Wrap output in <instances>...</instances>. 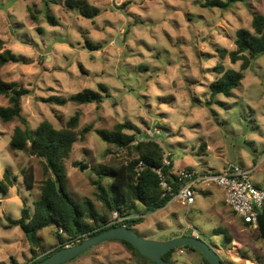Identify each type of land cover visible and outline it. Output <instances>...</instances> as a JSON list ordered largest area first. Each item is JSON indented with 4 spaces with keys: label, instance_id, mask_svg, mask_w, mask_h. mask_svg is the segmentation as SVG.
I'll list each match as a JSON object with an SVG mask.
<instances>
[{
    "label": "rangeland",
    "instance_id": "rangeland-1",
    "mask_svg": "<svg viewBox=\"0 0 264 264\" xmlns=\"http://www.w3.org/2000/svg\"><path fill=\"white\" fill-rule=\"evenodd\" d=\"M45 1L0 0V52L9 49L26 60L3 69L1 75L30 90L21 100L22 117L30 129L43 120L61 128L75 112L80 113L79 131L89 125L111 131L115 124L128 122L141 139L149 137L148 131L153 134L164 156L171 154L176 169L189 166L201 171L228 161L252 169L251 182L264 191V55L251 62L231 97L211 98L209 90L217 66L239 71L240 62L231 64L227 52L235 49L238 29L251 31L252 14L264 17V0H239L226 10L205 8L206 0H84L99 9L92 19L68 9L66 0ZM46 15L55 19L56 26L47 22ZM86 41L101 48L90 50ZM100 84L108 96L99 106L58 107L41 102L51 95L64 98L84 89L98 92ZM210 99L213 103L207 106ZM0 105H7L2 97ZM17 125L21 126L19 121L0 122V176L8 169L17 177L15 186L0 195V264L32 261L20 228L5 230L4 226L7 217H21L23 203L33 212L44 180L40 159L9 150ZM204 142L210 146L207 154H202ZM114 157L125 159L126 153L101 141L94 131L75 143L64 162L70 196L75 201L91 199L101 211L91 180L97 178L98 167ZM81 165L87 168L80 171ZM29 167L35 180L31 190L20 174ZM109 182L105 177L103 186L107 188ZM214 201L197 196L190 212L170 201L163 210L148 214L143 224H130L131 229L145 240L165 242L189 235L186 229L191 225L224 264H256L257 256L263 259L264 241L258 231L245 228L229 209L223 211ZM214 229L227 230L232 241L227 243ZM56 232L54 227L39 232L46 252L58 246ZM176 256L177 264H203L197 252L178 250ZM65 264L152 263L110 240Z\"/></svg>",
    "mask_w": 264,
    "mask_h": 264
},
{
    "label": "trees",
    "instance_id": "trees-1",
    "mask_svg": "<svg viewBox=\"0 0 264 264\" xmlns=\"http://www.w3.org/2000/svg\"><path fill=\"white\" fill-rule=\"evenodd\" d=\"M236 1L239 0H226L225 2L206 0L203 6L226 10L230 3ZM44 2L46 3L45 0ZM65 4L68 9L76 10L86 19H92L99 14L98 8L92 7L84 0H66ZM30 17L34 21L37 20L32 14ZM46 20L51 26H56V21L52 16L46 15ZM234 45L235 49L227 53L231 64L240 62L239 71L225 70L222 66H217L215 68L217 78L209 84L211 98L218 94L231 97L233 90L244 79V71L249 68L251 62L258 56L264 55V17L252 14L251 31L238 29L235 33ZM86 46L90 50L101 48L89 41H86ZM0 48H3L2 43H0ZM25 63L24 58L17 57L9 49L0 52V97L7 102L6 106L0 105V122L10 124L19 121L21 125L14 126L12 129L9 150L14 153L29 152L31 156L40 159L44 177L39 188V197L33 201V212L30 213L23 203L21 217L18 219L7 217L8 224L4 226L5 230L20 228L24 234L32 256L29 264L39 263L66 244L75 245L109 228L122 226L123 224L107 225L112 211L148 215L165 208L183 182L170 173L171 162L170 167L164 170V174L166 181L172 187V193H165L161 189L159 178L153 169L161 166L164 150L146 134H143L146 136L145 139L139 138L138 130L130 123H117L111 131L93 130L92 125L79 131L80 113L75 112L61 128H55L50 121L43 120L36 129H30L28 121L22 117L21 104L22 98L28 96L30 90L16 81L5 80L1 75L3 69ZM98 88V92L84 89L64 98L51 95L42 98L41 102L58 107H64L68 103L99 106L108 96V90L102 84ZM212 103L213 100L210 99L206 105L210 106ZM91 131H94L104 143L126 153V158H122L123 160L114 157L111 163L101 164L96 170L97 178L91 180L95 197L101 204V211L97 210L91 199L75 201L67 191L68 180L64 162L69 159L74 144L83 142ZM139 163H142L143 167L137 170ZM20 174L26 188L33 189L35 180L32 168H24ZM105 177L110 180L107 188L102 183ZM16 181L17 177L10 170L5 169L0 176V195L7 194L15 186ZM141 222L142 218H136L131 221L127 220L124 225L131 229L130 224L137 225ZM243 224L248 227L247 224ZM50 227L57 229L55 236L58 246L46 252L39 232ZM216 233L223 235L227 243L232 241L225 229L216 230ZM118 242L132 254L144 258L127 242ZM178 250L181 254L184 251L186 253L197 252L202 263L209 264L198 250L189 246L171 250L162 257L163 260L177 264L176 252ZM38 252L41 254L39 255ZM256 264H264V258L257 256Z\"/></svg>",
    "mask_w": 264,
    "mask_h": 264
},
{
    "label": "built area",
    "instance_id": "built-area-1",
    "mask_svg": "<svg viewBox=\"0 0 264 264\" xmlns=\"http://www.w3.org/2000/svg\"><path fill=\"white\" fill-rule=\"evenodd\" d=\"M156 131V130H155ZM155 133V132H154ZM153 137L149 131L147 134ZM171 161L168 155L163 156L161 166L153 171L159 178V185L165 193H172V187L166 181L164 170L169 168ZM143 167L139 163L137 170ZM252 169L242 168L228 162L222 172L196 174L192 171H181L176 174L178 180L183 182L181 188L173 195L171 201H179L185 206H191L195 201V186L198 183L212 184L219 187L225 197V203L234 214L252 230H257V216L264 206V191L256 187L250 180ZM137 218H140L139 216ZM132 219L127 213L115 210L110 214L109 225L123 224ZM196 237V236H194Z\"/></svg>",
    "mask_w": 264,
    "mask_h": 264
},
{
    "label": "water",
    "instance_id": "water-1",
    "mask_svg": "<svg viewBox=\"0 0 264 264\" xmlns=\"http://www.w3.org/2000/svg\"><path fill=\"white\" fill-rule=\"evenodd\" d=\"M86 168V165H81L79 169L83 171ZM257 231L260 239L264 241V209L257 216ZM110 240L127 242L141 256L154 264H176L167 262L162 257L173 249L185 246L198 250L209 264H224L217 252L200 238L183 236L165 242H155L141 238L126 226L112 227L75 245L60 248L37 264H65L89 249Z\"/></svg>",
    "mask_w": 264,
    "mask_h": 264
},
{
    "label": "crops",
    "instance_id": "crops-1",
    "mask_svg": "<svg viewBox=\"0 0 264 264\" xmlns=\"http://www.w3.org/2000/svg\"><path fill=\"white\" fill-rule=\"evenodd\" d=\"M202 144H205V148H204V150L202 151L203 153L202 154H207V153H209L210 152V146L208 145V143H206V142H204V143H202ZM218 152V150H216V153ZM216 157H218L219 158V156H216ZM169 159H170V161L172 162V170H171V172L170 173H172L173 175H176L178 172H181V171H192V172H195L196 174H208V173H219V172H222L223 171V169L225 168V165H226V163H228V161H226V162H224L222 165H220L218 168H211V167H208L207 166V164H206V169H204V170H201V171H195L193 168H191V167H189V166H185V167H183L182 169H176L175 167H174V161L171 159V154H169ZM194 190H195V201H194V203L191 205V206H193L194 204H195V202H196V197L197 196H202V197H204V198H210V199H214L215 201H214V203L216 204V206L217 207H222V210L223 211H228V209L234 214V212L231 210V208L229 207V206H227V204L225 203V197H224V193H223V191L219 188V187H217V186H214V185H212V184H206V183H198L196 186H195V188H194ZM173 202H177V203H179L181 206H183V207H186L188 210H189V212L191 211V206H185V205H183V204H181L179 201H173ZM167 207V206H166ZM165 207V208H166ZM164 209V208H163ZM163 209H161V210H163ZM161 210H159V211H161ZM157 212V211H156ZM217 213H219V211H217ZM152 214V213H151ZM130 217H132V219H136L138 216L140 217V218H142V222L141 223H139V224H135V226L137 227V226H139V225H141V224H143V222H144V219H145V217L147 216V215H142V214H136V213H130V214H128ZM235 215V214H234ZM236 216V215H235ZM237 217V216H236ZM238 218V217H237ZM132 219H130L129 221H131ZM241 222L242 223V225L244 226V224H243V222L241 221V219L240 218H238V222ZM188 227V229H186L187 231H189L188 233H189V235H187V234H182V235H179V236H177V237H183V236H196L195 238H200V239H202L201 237V233L196 229V228H194L193 226H191V225H187ZM245 227V226H244ZM245 228H249V226L248 227H245ZM214 232H216V229H214L213 230ZM227 233H228V231L227 230H225ZM202 240H204V239H202ZM209 246H211L210 245V243H207ZM212 247V246H211ZM214 250H215V248L214 247H212ZM216 251V250H215Z\"/></svg>",
    "mask_w": 264,
    "mask_h": 264
},
{
    "label": "flooded vegetation",
    "instance_id": "flooded-vegetation-1",
    "mask_svg": "<svg viewBox=\"0 0 264 264\" xmlns=\"http://www.w3.org/2000/svg\"><path fill=\"white\" fill-rule=\"evenodd\" d=\"M141 258V257H140ZM144 259V258H143Z\"/></svg>",
    "mask_w": 264,
    "mask_h": 264
}]
</instances>
